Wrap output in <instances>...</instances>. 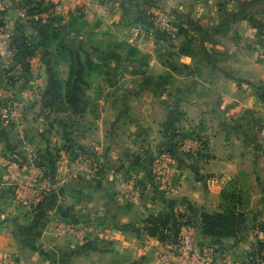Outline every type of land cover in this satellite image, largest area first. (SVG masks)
<instances>
[{
    "label": "crops",
    "instance_id": "1",
    "mask_svg": "<svg viewBox=\"0 0 264 264\" xmlns=\"http://www.w3.org/2000/svg\"><path fill=\"white\" fill-rule=\"evenodd\" d=\"M19 1L0 0V24L24 41L36 23ZM44 1L49 9L36 19H75L104 35L97 43L79 31L73 43L97 66L80 115L44 111L51 49L29 59L0 47V264L5 256L8 264H182L173 246L185 218L215 264H250L248 254L264 238L254 229L264 223V26L252 1L227 4L225 12L217 0H162L187 31L170 44L144 22L146 0ZM110 41L137 47L145 65ZM13 67L14 81L5 71ZM55 69L67 78L68 62ZM192 126L205 150L177 152V133ZM79 148L91 153L89 162L101 160L97 178H67ZM161 157L178 168L170 166L168 178L180 184L175 192L161 185ZM34 160L55 172V183L43 173L35 179ZM40 184L53 186L40 201L38 225L39 209L30 206ZM243 186L253 191L242 194L247 220L239 236L205 235L202 212L221 211L224 192ZM159 212L170 214L168 243L147 230L146 218ZM69 222L91 229L87 239L67 231Z\"/></svg>",
    "mask_w": 264,
    "mask_h": 264
},
{
    "label": "trees",
    "instance_id": "2",
    "mask_svg": "<svg viewBox=\"0 0 264 264\" xmlns=\"http://www.w3.org/2000/svg\"><path fill=\"white\" fill-rule=\"evenodd\" d=\"M18 5L26 10L28 16L33 17V22L36 23L34 30L30 33L24 41L15 37L12 33L11 48L12 55L15 56L21 52L25 57L31 59L35 57L39 48L51 49V62H48L49 68V83L46 91L43 94L44 111L50 110L54 113L70 110L75 115L84 113L88 106L87 90L89 88L88 75L93 69H96V63L91 58L90 52L86 50L84 46L76 47L73 45L75 40H59L61 34L66 32L67 29L64 26H56L58 23V16H48L46 19L41 17L36 19L35 15H40L48 11V3L44 0H20ZM160 8L153 5V8L149 10L154 15V21L151 20L149 11H145L143 14L144 22L151 28L156 30V34L159 40L171 42L172 34L160 30L158 28V22L161 15ZM76 23V20L73 19ZM157 23V24H156ZM179 31L175 33V36L186 33L185 28L180 24ZM6 30L4 24H0V34ZM79 31L75 30V33ZM78 38V35H77ZM55 39V40H54ZM56 41V42H55ZM56 44V47H51L52 43ZM119 48L126 46V43H118ZM123 45V46H122ZM128 48V47H127ZM129 55L137 57L141 55L140 51L135 47L128 50ZM146 57L142 55L141 60L133 61L136 66L145 65ZM59 62H68L69 70L66 79H61L59 72L55 69ZM13 68L6 69V75L10 80H15V76L12 74ZM139 73V72H135ZM177 117H179L177 115ZM179 139V138H178ZM69 139L68 148H75ZM90 152L84 148L77 149L74 152L76 162H78L82 155L86 154L88 157ZM91 154V153H90ZM92 166L96 168V172L99 173V164L91 162ZM43 180L47 179L50 183H55L54 172L43 166ZM44 196L48 191H43ZM225 197L228 199L226 204H221L222 210L219 212L203 211L201 215V226L203 233L210 237L224 238V237H238L247 218L246 211L242 208V192L232 189L229 192H224ZM43 196V197H44ZM45 199V198H44ZM171 218L169 213L159 212L158 214H150L146 218V226L150 235L158 236L163 242L168 243L169 230H170ZM188 225V220L183 225ZM182 225V226H183ZM254 229L257 231H264V223H257L254 225ZM181 226L179 229V233ZM178 233V235H179ZM178 235L174 241H178ZM250 259L256 261V258H260L264 262V238L257 239L253 245L251 252L248 254ZM260 261V262H261Z\"/></svg>",
    "mask_w": 264,
    "mask_h": 264
},
{
    "label": "rangeland",
    "instance_id": "3",
    "mask_svg": "<svg viewBox=\"0 0 264 264\" xmlns=\"http://www.w3.org/2000/svg\"><path fill=\"white\" fill-rule=\"evenodd\" d=\"M143 1H145V0H143ZM152 1H154V0H146L145 1V4H147V6H146V8H144V9H142V12H141V16L143 17V14H144V12L145 11H149L150 9H151V7L153 8V5H156V6H158L160 9V11L162 12V11H165V12H167L169 15H170V17H171V22H172V26L175 28V33H177L178 31H179V26L178 25H180L181 23H179V22H177L176 20H175V18L174 17H172V15H171V13H170V10H169V8H167L164 4H163V2H162V0H159V1H155V2H153L152 4H148V2H152ZM189 1V0H188ZM216 1V0H215ZM244 2V3H241V5H243V4H247L248 3V0H217V2H219L218 3V5L219 6H224V8H223V11H225V12H230L231 11V9H227L226 8V5L227 4H229V5H231V3H234V2ZM250 1H252V5H253V10H251V12H253L254 14H258V18L256 17V19H257V22H261V24L259 23V24H257V25H261V27H262V30H263V26H264V22L262 21V17H260V15L261 16H264V0H250ZM238 11H240V10H238ZM149 13V15H150V17H151V20L154 18V15H153V13L152 12H148ZM59 20H58V23L56 24V26H58V25H60V26H64L66 29H67V31L66 32H63L62 34H61V38L59 39V40H64V38L65 39H68V40H76L77 39V33H75V30H77V31H82L84 34H87V35H90V34H93V41H95V42H99V41H101V39L97 36V34L99 33V35L101 34V35H104V32L103 31H95L94 30V28L92 27V26H90V25H88L87 26V24H85L84 22H73L72 20H69V21H63V19H61V18H58ZM145 21V20H144ZM153 21H154V19H153ZM157 24V23H156ZM147 26H149L148 24H146ZM182 25V24H181ZM158 26V25H157ZM183 26V25H182ZM184 27V26H183ZM185 28V27H184ZM186 29V28H185ZM214 29L216 30V27H213L211 30H213L214 31ZM6 30H8V29H6ZM156 31V30H155ZM176 37H177V35H176ZM175 36H172V38H176ZM109 37L107 36L106 37V39H108ZM158 39V38H157ZM55 40V39H54ZM56 42V41H55ZM55 42L54 43H52V46L51 47H56V44H55ZM167 43H168V41H166ZM107 44L109 45V46H111V47H113V48H118V49H127V50H129V49H131V48H135L133 45H131V44H126V46H123L122 48H119L120 46H119V44L118 43H116V42H113V41H110V42H107ZM168 44H170V42L168 43ZM128 47V48H127ZM137 48V47H136ZM138 49V48H137ZM139 50V49H138ZM141 58H142V55H139L138 56V59H136V60H138V62L141 60ZM59 75L61 76V77H63L62 76V73L61 72H59ZM177 141H176V150H177V152H178V149H180L182 152H184V153H188V154H194V155H198V154H200V153H202L201 151L202 150H205V146H206V142H205V139H204V136L203 135H201V133L198 131V128H197V126H192V127H189V128H186V129H184V130H182V131H180V132H178L177 133ZM179 138V139H178ZM185 146V147H184ZM172 151V150H171ZM167 155H169V156H171V155H173L172 154V152L170 153V154H167ZM168 158V157H167ZM167 158H163V157H161L159 160H158V167L160 168V162L161 161H167L169 164H170V166H171V169H178L176 166H174V168H173V163L172 162H170L169 161V158L167 159ZM88 157H86V158H81L79 161H85V162H88V163H91V162H89L88 160ZM76 160H77V158L75 159V161L74 162H76ZM95 160V159H94ZM171 160H172V157H171ZM78 161V162H79ZM95 162L96 163H98L99 164V162H101V160H95ZM77 163V162H76ZM42 165L44 166L45 164L43 163V162H40V161H38V160H34L33 161V168L36 170L35 171V179H37V180H39V178H40V175H41V173H43V170H42ZM74 167L75 166H73V168H72V170L70 171V173L68 174V176H67V178H72L73 176H74V174H73V169H74ZM101 169L99 168V171H100ZM84 174H86V175H88L86 172L84 173ZM98 173H96L95 174V176H94V178H97L98 177ZM249 176V175H248ZM54 179H56V175H55V172H54ZM41 183V182H40ZM37 184H38V182H37ZM161 185H163V184H161ZM171 185L173 186V187H175V188H180V184L179 183H177V182H174V181H172V183H171ZM53 185H46V186H44V185H38V187H36V186H33V188H38V190H36L35 191V195H34V197L35 198H33V201L31 202V205L32 206H30V209H35V207H37V209H39L38 207H39V205L41 204V202L40 201H43L44 200V198H46L45 196H44V192L43 191H47V189H49V188H51ZM164 186V185H163ZM243 188L245 189H243L241 192H242V194L243 193H247L248 192V194H250V193H252V191H253V187H250V186H243ZM256 188V187H255ZM162 191H163V193H164V190L162 189ZM256 191H258L257 189H256ZM171 193V192H170ZM44 196V197H43ZM37 204V205H36ZM65 206H66V204H65ZM68 206V205H67ZM68 208L69 207H65V209H67L68 210ZM36 209V210H37ZM70 209V208H69ZM38 211V213H37V215H36V217L33 219L38 225H39V222H40V220L42 219V217H43V214H41V211H40V209L39 210H37ZM57 216H58V219H60L59 221L61 222L62 221V216H61V214H60V212L57 214ZM247 219V218H246ZM185 220H186V218L185 219H183L182 221H181V223H180V226H181V228L183 227V226H185V227H188V225L187 224H185V225H183V223L185 222ZM60 222H58V225H59V223ZM57 224V223H56ZM183 225V226H182ZM65 227V229L67 230V231H71V233L73 234V235H76L79 239H83V240H85V239H87V235L85 236V237H81V236H79L78 234H76L73 230H71L72 229V227L73 226H82V225H80V224H77V223H75V222H69V223H67L66 225H64ZM85 230H86V233H88L89 231H91V229H88L87 227H85V226H82ZM181 231V230H180ZM90 234H91V232H90ZM180 234L181 233H179V235H178V241H176V243H178L179 241H180ZM195 239V238H194ZM195 241H196V243H197V245H198V247H199V249L202 251V248H201V246H200V243H199V241L198 240H196L195 239ZM176 243H174V244H176ZM174 247V246H173ZM249 262H250V264H262L263 262L260 260V258L258 259V258H256V263H253V261L254 260H252V259H249L248 260ZM261 261V262H260Z\"/></svg>",
    "mask_w": 264,
    "mask_h": 264
},
{
    "label": "built area",
    "instance_id": "4",
    "mask_svg": "<svg viewBox=\"0 0 264 264\" xmlns=\"http://www.w3.org/2000/svg\"><path fill=\"white\" fill-rule=\"evenodd\" d=\"M158 28L175 36V28L172 26L171 17L165 11L161 12ZM11 39L12 33L9 30H5L0 34V47H2V51L7 55L12 54ZM74 166V176L86 172L90 177H94L97 173L96 168L92 166V163L79 161ZM160 169L164 174L163 185L166 187L165 189L167 192L177 191V188L173 187L168 179L170 164L167 161H161ZM71 230L81 237L87 235L86 230L82 226H73ZM174 250L176 252L174 258L181 260L182 264H215L214 258L211 254L204 253L199 249L193 235L189 232L187 227L183 228L181 231L180 241L174 245ZM9 260V256L2 258L3 264H8Z\"/></svg>",
    "mask_w": 264,
    "mask_h": 264
}]
</instances>
